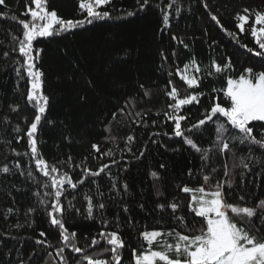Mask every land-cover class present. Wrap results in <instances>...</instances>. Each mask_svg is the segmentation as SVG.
Segmentation results:
<instances>
[{"label": "trees", "instance_id": "1", "mask_svg": "<svg viewBox=\"0 0 264 264\" xmlns=\"http://www.w3.org/2000/svg\"><path fill=\"white\" fill-rule=\"evenodd\" d=\"M81 2L46 0L45 6L60 18L75 20L87 15L79 7ZM171 2L150 0V5L141 11L136 0H112L101 9L111 13L110 19L85 25L74 33L33 42V56L39 51L34 62L44 73L43 94L50 97L49 108L36 133L37 148L49 167L54 165L58 169L52 176L67 173L77 185L76 188L64 185L66 191L60 198L64 212L60 218L68 233L76 234L75 244L84 251L74 253L65 247L64 262L57 255L64 241L47 214L51 210V198L43 196L51 191L42 187L44 183L50 184V178L36 170L35 162H29L30 156H16L11 151L14 148L20 153H30L26 131L35 109L26 101L30 88L26 73L21 80L14 71L18 67L15 61L23 58L13 38H22L19 21H29L30 16L23 13L35 6L32 0H5L0 5V13L7 14L0 17V165L6 163L12 167L19 161L24 172L23 176L19 172L0 174V264H77L78 261L86 264L81 259L83 255L94 256L107 246L105 241L95 247L91 244L93 237L99 239L102 230L119 232L125 241L121 264H135L131 254L133 250L142 252L139 245L143 231H162L165 235L160 237V243L174 244L176 232L193 235L206 228L203 218L189 211L191 193L185 194L181 189L205 186L203 175H212L210 186L216 180L226 179L224 165L230 170L227 179L233 181L231 189L227 185L224 189L228 203L256 207L264 200V167L259 164V153L257 163L249 169L240 166L241 158L249 153L239 144L219 156L210 151L211 159L204 162L180 137L172 136L174 124L164 118V113L170 111L168 105L174 103L167 95L173 87L179 98L203 94L199 95L198 104L194 102L181 110L190 114L189 122H195L203 118L201 113L210 103L224 99L223 90L229 78L247 75L244 72L247 68H252L253 74L264 71V57L255 54L264 49L259 48L251 35L253 27H261L255 24V15L264 14V0H178L179 11L168 9L170 27L161 31L162 15L155 5L163 8ZM244 9H249V19L241 22L238 15H244ZM128 12L136 14L128 16ZM13 15L17 21L10 19ZM213 15L219 24L212 20ZM240 23H244V31L238 27ZM114 53L121 56L127 53L129 62L123 69L109 73L107 69ZM185 75L195 76L198 86L188 88L182 79ZM88 80H95L94 89L86 83ZM141 83L143 88L139 86ZM84 89L89 90V103L81 105L77 103L76 93L83 94ZM16 105L18 110L12 111ZM222 106H230V102ZM186 123L182 122V126ZM16 125L22 129L20 133L14 131ZM214 128L215 124H211L193 139L211 149ZM164 132L169 135H163ZM153 133L161 134L153 136ZM17 136L21 137L19 143ZM129 136L133 137L131 142L127 141ZM93 144L99 147V152L93 149ZM176 148L180 150L173 151ZM108 149L113 150V156L103 155ZM202 163L207 164L203 170ZM103 164H108L109 169L95 177H84L85 169L98 171ZM29 168L35 180L27 178ZM212 168L217 173H211ZM152 172L159 178L154 179ZM113 183L115 189L111 188ZM125 184L127 192L123 188ZM157 191L162 194L157 195ZM37 192L40 198L49 200L47 206L39 202ZM86 197H91L93 218H88ZM173 202L179 205L174 214L168 207ZM99 203L106 207L99 209ZM160 203L165 205L164 210L157 208ZM125 207L127 212L123 211ZM9 208L13 212L5 215ZM29 208L34 211L28 212ZM229 215L238 227L264 239V219H260L259 210L250 221L230 211ZM103 221H108L107 227ZM17 223L22 226L17 228ZM41 232L45 233L43 237L39 235ZM168 232L172 235H167ZM37 239L46 243L38 245ZM147 247L145 244L143 250ZM151 247L162 250L157 243ZM109 257L110 253H106L103 258Z\"/></svg>", "mask_w": 264, "mask_h": 264}, {"label": "snow or ice", "instance_id": "2", "mask_svg": "<svg viewBox=\"0 0 264 264\" xmlns=\"http://www.w3.org/2000/svg\"><path fill=\"white\" fill-rule=\"evenodd\" d=\"M5 0H0V5H3ZM35 8L28 7L23 15L30 16L29 21L20 20L19 24L22 25V38H13L18 43V53L23 60H16L18 65L14 69L16 76L23 80L25 79V73L27 82L30 84V88L27 89L26 101L35 109L34 119L27 127V146L30 149L29 152L20 153L16 149H12V153L16 156H30V161L35 162V167L44 177L50 178V184L44 183L43 188H50L51 191L44 192V197L51 198L50 208L48 216L50 217V223L53 226H57L60 230L62 240L64 241V247L57 250V255L61 257V261L64 262L65 258L63 253L65 247H70L74 253H82L84 249L76 246L75 236L76 234L68 233L65 228L63 220L60 218L64 212V207L60 202L63 191H66L64 185L67 184L71 188H76L74 184L67 176V173L60 175L59 177L52 176V173H56L58 169L53 165L49 167L47 162L41 157L38 148L36 133L38 126L41 124L42 118L45 117L47 109L50 104V97L43 94V80L44 73L37 68L36 62L38 60L39 51L37 56H33V42L38 38H47L62 35L64 33H74L76 29L85 28V25H91L96 21L107 20L111 18V13L107 10H101L103 6H108L112 3V0H87V2L80 3L79 7L82 11L86 10L87 15L82 19H63L58 17L55 11H48L46 9V0H32ZM139 5V10L143 11L150 5V0H136ZM160 10L162 15V29L170 27L169 24V11L168 9L175 8L179 11L178 0H172L171 3L166 4L163 8L160 4L155 5ZM207 7V5H205ZM244 15H238V20L246 22L249 19L247 15L249 9H244ZM135 12H128V16L135 15ZM6 13H0V17H6ZM213 21L217 24L220 21L215 15L212 17ZM12 21H17L15 15L11 16ZM255 24L261 25L259 29L253 27L251 29V35L256 38V43L260 49H264V14L255 15ZM238 27L241 31H244V23H240ZM17 50V49H14ZM251 51V50H250ZM257 56L264 57V52L257 51ZM7 55V53H5ZM127 53L121 56L119 53H114L110 57V66L107 71L112 73L119 71L128 64L126 59ZM187 69V66H185ZM200 69L197 68L198 72ZM77 71H79L77 69ZM220 71L219 68L216 70ZM247 74H241L238 79L229 78L227 80L226 89L223 90L224 99L221 102L210 103L205 107L201 113L203 118L197 119L195 122L190 121V114L182 112L184 106L193 105L199 103V95L203 94H189L184 98H179V93L175 87L167 93L169 98L174 101L168 105L170 111L164 113L166 121H172L174 124L172 136L180 137L182 143L187 146L188 149L195 153L200 154V159L204 162L211 159L209 152L212 151L214 155L231 152L237 144L244 146L245 151L249 153L248 156L242 157L240 160V166L244 169H249L250 165L257 163L256 154L259 153V164L264 167V71H259L253 74L252 68L244 70ZM188 85V88L198 86V79L195 76L185 75L182 77ZM86 83L90 88L96 87L95 80H88ZM171 83V81H169ZM144 87L143 83L139 85ZM78 100L77 103L86 105L89 103V90L84 89L83 94L81 92L76 93ZM230 102V106H222ZM18 105L12 107V111L18 110ZM123 111V109H121ZM139 115V113H137ZM220 118H226L221 121ZM50 122V121H49ZM182 122H188L182 126ZM256 122V123H253ZM27 123V118H25ZM155 124V121H152ZM211 124H215L214 139L210 141L212 148H204L198 144L193 137L196 133L201 132L202 129H206ZM251 125V126H250ZM254 129H258L254 133ZM14 131L20 133L22 129L19 125H16ZM161 133H153V136H159ZM163 135L168 136L169 133L164 132ZM172 138L171 136L169 137ZM21 137L17 136L16 140L19 143ZM132 136L127 137V141L131 142ZM93 149L97 152L100 151L99 147L95 144L92 145ZM179 148L173 149V151H179ZM131 151V148H128ZM143 152L140 153L143 156ZM103 155L111 157L113 156V150L108 149ZM7 158V157H6ZM71 158L69 157V160ZM247 161V162H246ZM116 163L115 160L112 161ZM164 167V165H160ZM207 167L206 163L201 164V170ZM106 169H109L108 164H103L98 171H91L90 169L84 170V177L89 175L92 177L100 175ZM17 172L21 176L24 172L21 170V165L17 161L12 167L8 164L0 165V174L15 175ZM211 173H217L216 168L211 169ZM191 175V170H189ZM151 176L154 179H158V174L152 172ZM230 176V170L227 165H224V180H216L213 186H210L209 190H206L204 186L197 188H190L184 186L181 190L183 193H191V200L188 205L189 211L194 213L195 216L203 218V223L206 224V228L202 227L199 230V234L187 235L175 233L176 242L174 244H168L166 241L161 244L159 239L164 236L165 233L159 230H145L140 233L141 243L140 248L142 252L137 254L135 250L132 252L135 264H264V239L258 238L252 235L248 230L238 227L236 223L232 221L229 215V211L232 214L249 221L254 216H257V212H260V219H264V200L259 201L256 207L248 206H234L227 202L225 194V185L229 189L233 186V181L227 179ZM27 178L35 180L31 168L27 171ZM213 179L212 175H203L205 184H208L209 180ZM39 183V181H37ZM81 179L79 183H83ZM112 189L116 188V184L111 185ZM124 191L127 192L128 186H123ZM157 191V195H161ZM103 195V193H99ZM39 202L42 205H48L49 200L42 199L39 192L36 193ZM88 200L87 215L88 218H93V205L91 197H86ZM244 199L243 196L240 197ZM106 207L104 203H99L98 208L103 210ZM143 207V205H141ZM174 214L179 205L171 203L168 205ZM157 208L160 210L165 209V205L157 204ZM34 209L29 208L28 212H32ZM123 211L127 212L125 207ZM13 212L12 208L7 209L5 215ZM27 215V213L25 214ZM182 220V218L175 217ZM104 227H107L108 221L102 222ZM22 225L16 224L17 228ZM117 228L119 224L117 223ZM41 237L45 233L39 234ZM99 239L92 238L91 244L93 247L99 245L101 241H105L106 245L103 247L102 252L95 253L94 256L83 255L81 259L86 264H121L122 261V249L125 247V241L122 239L118 231H100ZM167 235L171 236L172 232H168ZM46 241L37 239L36 244L42 245ZM157 243L162 250H152V245ZM145 244L148 246L144 249ZM106 253H110L109 258H103ZM174 253V255H170ZM50 255V253H49ZM23 264V262H21ZM79 264V261L77 262Z\"/></svg>", "mask_w": 264, "mask_h": 264}, {"label": "rangeland", "instance_id": "3", "mask_svg": "<svg viewBox=\"0 0 264 264\" xmlns=\"http://www.w3.org/2000/svg\"><path fill=\"white\" fill-rule=\"evenodd\" d=\"M209 183H210V180H209L208 184H205V186H204L206 190L210 189V184ZM234 206H236V205H234ZM158 239H160V238H158ZM170 255H174V253H170Z\"/></svg>", "mask_w": 264, "mask_h": 264}]
</instances>
